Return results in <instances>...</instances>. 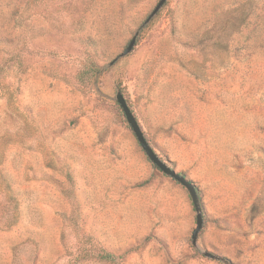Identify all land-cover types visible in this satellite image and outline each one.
Listing matches in <instances>:
<instances>
[{"label": "rangeland", "instance_id": "1", "mask_svg": "<svg viewBox=\"0 0 264 264\" xmlns=\"http://www.w3.org/2000/svg\"><path fill=\"white\" fill-rule=\"evenodd\" d=\"M158 1L0 0V264H264V0Z\"/></svg>", "mask_w": 264, "mask_h": 264}, {"label": "water", "instance_id": "2", "mask_svg": "<svg viewBox=\"0 0 264 264\" xmlns=\"http://www.w3.org/2000/svg\"><path fill=\"white\" fill-rule=\"evenodd\" d=\"M165 1L166 0H159L157 2V4L152 9L150 14L144 20L143 24H146L150 21V19L158 12V10L162 7V5L164 4ZM136 37H137V33H135L131 37V39L127 43L125 49L116 58H114L110 62V64H112L118 57L125 56L126 54H128L132 50L133 46L135 45ZM115 101L117 102V104L121 108L123 115H124L128 125H129L130 129L132 130L137 142L139 143L141 149L145 153L148 160L157 169H159L160 171H162L164 174L168 175L169 177H171L175 181L179 182L187 190L189 197L191 199V202L193 204L194 210H195V227L191 232V237H190L191 238V244L193 247H197V237H198V233H199L200 229L202 228L203 217H202V211L200 208L199 197L197 194L196 187L194 186V184L191 181L186 179L183 175L175 172L172 168H170L153 151V149L151 148V146L149 145V143L145 139L138 122L136 121L133 113L131 112L130 108L128 107V105L125 101V98L122 95V93L120 92V90H117L115 93ZM202 253L206 257L214 258V259H220L219 257H217V256H215V255H213L207 251H203ZM220 260H222V259H220Z\"/></svg>", "mask_w": 264, "mask_h": 264}, {"label": "trees", "instance_id": "3", "mask_svg": "<svg viewBox=\"0 0 264 264\" xmlns=\"http://www.w3.org/2000/svg\"><path fill=\"white\" fill-rule=\"evenodd\" d=\"M88 70H89L90 74H91V75L93 74L94 76L100 71V69H99L98 67H96V65H95V66L89 65V66H88ZM68 179L71 180L70 176H68ZM254 207H255V206H254ZM252 209H253V207H252ZM66 219H69V216H67ZM84 248H85V247H84ZM82 251H83V253H84V256H90V255H88V254H91V253H90L91 251L88 250V249H86V248L83 249ZM96 256H97L98 258L102 259V260L109 261V262H111L112 260H114V256H113V254L108 253V252H106V251H104V250H100V251L96 254Z\"/></svg>", "mask_w": 264, "mask_h": 264}]
</instances>
